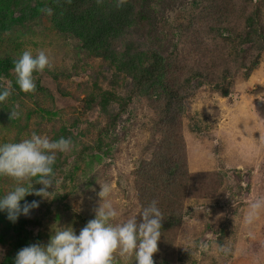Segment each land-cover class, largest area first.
I'll return each mask as SVG.
<instances>
[{"label": "trees", "instance_id": "16d2710c", "mask_svg": "<svg viewBox=\"0 0 264 264\" xmlns=\"http://www.w3.org/2000/svg\"><path fill=\"white\" fill-rule=\"evenodd\" d=\"M43 8H51L53 15L43 13ZM42 20L51 31L74 41L83 61L73 75L81 80L76 90L68 92L56 85L43 91L46 109L33 96L38 111L53 114L57 93L71 111L74 102L80 109L79 117L67 120L73 123L43 132L50 139L65 137L73 142L66 156L75 157L73 170L63 169V174L59 167L62 196L55 198L66 196V183L73 182L79 164L83 162L87 170L114 158L129 133L122 118L134 116L127 111L135 101L146 109L149 134L131 176L132 215L158 201L164 220L153 258L156 264L167 263L179 253L176 259L182 264L190 253L175 249L184 220L193 214L186 203L212 201L227 191L220 170L190 173L184 118L190 100L203 88L228 98L235 79L248 80L259 65L264 54V0H0V46L6 35ZM20 53L21 48L0 53V88H4L1 78L12 71ZM86 73L89 76L83 80ZM7 101L0 103V112ZM93 111L98 118L81 129L80 118ZM77 221L80 229L86 224ZM30 225L33 222L22 217L13 224L6 213H0V247L7 248L0 264H14L20 249L42 243L27 229ZM225 235L222 230L220 240Z\"/></svg>", "mask_w": 264, "mask_h": 264}, {"label": "rangeland", "instance_id": "374dc122", "mask_svg": "<svg viewBox=\"0 0 264 264\" xmlns=\"http://www.w3.org/2000/svg\"><path fill=\"white\" fill-rule=\"evenodd\" d=\"M20 48L21 52L31 48L34 54L37 50H44L49 55L52 67L36 74L35 83L39 90L31 94L19 90L13 71L1 78L4 87L12 83L13 93L0 112V143L19 142L33 132L44 135V131H59L61 126L73 123L68 119L80 114L75 102L71 111L65 105V100L58 98V93L55 95L57 99L53 114L38 111L35 104L39 99L38 103L44 105L41 109H46L43 91H51L58 85L60 90L72 92L81 83L79 78L73 77L75 69L83 64L76 43L51 31L49 24L42 20L6 35L0 53L7 49L20 52ZM88 76L86 73L83 80ZM53 79L58 83L54 84ZM102 85L106 88L105 83ZM13 110L19 112L20 117L10 120L9 112ZM131 111L134 112L131 119L128 116L122 118V125H129V133L120 143L114 158L92 164L87 170L83 162L79 164L73 182L66 183L67 190L63 191L66 196L62 200L55 198L56 195L62 196L59 167H62L63 174L70 171L75 157L66 158L68 153L60 154L55 168V188L49 189L51 195L29 217L21 216L33 222L27 229L42 238L41 244L46 245L58 228L71 226L78 234L80 221L77 219L87 223L94 218L99 200L97 193L104 183L111 186L110 199L120 213L118 219L132 215L134 195L131 176L136 170L141 144L149 134V123L146 109L135 101L127 113ZM95 112L85 113L80 118L81 129L98 118ZM183 135L190 173L220 170L225 174L227 191L221 192L212 201H202L198 205L186 203L187 207L193 209V214L184 220L181 227L183 236L175 249L190 253L189 259L184 256L182 264H264V214L251 224L244 219L250 203L264 197V54L248 80L235 79L230 97L220 98L207 87L196 94L190 100V111L184 118ZM232 171H236L238 178ZM11 186L9 179L0 178V195L10 190ZM34 187L38 189L41 186ZM25 199L32 201L41 198L29 195ZM222 230L226 235L220 240ZM188 240L196 241V246H190ZM200 243H206L208 248L199 247ZM217 244L228 246L230 254L221 253ZM6 250L0 247V261ZM178 256L179 253H176L167 263L161 264H179Z\"/></svg>", "mask_w": 264, "mask_h": 264}, {"label": "clouds", "instance_id": "9594fccd", "mask_svg": "<svg viewBox=\"0 0 264 264\" xmlns=\"http://www.w3.org/2000/svg\"><path fill=\"white\" fill-rule=\"evenodd\" d=\"M41 11L53 15L51 8ZM51 67L49 55L44 50L34 54L31 48L24 49L13 61L12 68L19 90L25 94L34 93L36 74ZM12 93L11 82L0 88V103L7 101ZM19 117V112H9L10 120ZM72 148L70 138L53 140L36 132L19 142L0 143V178L12 182L10 190L0 195V213H6L8 221L15 224L21 216L29 217L49 198L52 193L49 189L55 188L54 166L58 154H66ZM34 185L41 187L37 189ZM111 191L108 183L100 186L94 218L78 234L71 226L58 228L46 245L32 243L20 249L14 264H156L153 257L159 251L164 220L158 201L142 206L137 215L118 219L120 213L111 202ZM29 195L41 199L28 201L25 198ZM261 214H264V197L250 203L245 222L254 223ZM187 243L192 247L197 244L194 240ZM199 247L207 249L208 245L200 243ZM217 248L225 255L231 252L226 245L217 244Z\"/></svg>", "mask_w": 264, "mask_h": 264}]
</instances>
